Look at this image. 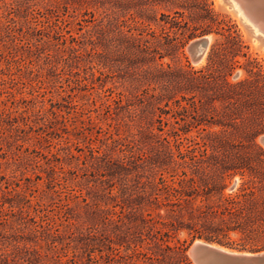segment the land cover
<instances>
[{
    "label": "rangeland",
    "instance_id": "374dc122",
    "mask_svg": "<svg viewBox=\"0 0 264 264\" xmlns=\"http://www.w3.org/2000/svg\"><path fill=\"white\" fill-rule=\"evenodd\" d=\"M235 1L0 0V264H196L186 230L156 231L172 162L212 172L190 160L205 148L264 177V78L249 72L264 74V33L243 12L264 22V0ZM175 10L180 28L162 30ZM141 15L155 36L138 34ZM221 31L242 41L247 56L225 71L252 82L248 95L210 104L211 90L160 78L206 68L211 47L229 45ZM203 36V55L191 51ZM249 178H226L224 194ZM230 236L226 248L264 249ZM184 240L186 259L171 258Z\"/></svg>",
    "mask_w": 264,
    "mask_h": 264
},
{
    "label": "trees",
    "instance_id": "16d2710c",
    "mask_svg": "<svg viewBox=\"0 0 264 264\" xmlns=\"http://www.w3.org/2000/svg\"><path fill=\"white\" fill-rule=\"evenodd\" d=\"M195 5H189L188 8H194ZM142 21H139L137 29L138 34L142 37L146 35L155 36L154 31H150L149 18L144 17ZM165 19L163 20L162 30L168 28H180L178 20L182 18L183 13L175 10L174 15L170 17V14H161ZM169 17V18H168ZM167 24V25H166ZM207 26H210L208 24ZM211 29H203L201 34L211 32ZM144 32L146 35H144ZM226 37L229 45L219 44L211 47L209 54V63L206 68L199 70H187L181 71L178 74H174V78H171V74L164 73V77L161 79H167L168 81L175 83L179 86V90H185L194 92L198 88L202 87L205 90H211V95L206 96L207 101L212 104L215 100H220L221 96L223 100L230 101L232 98H241L248 95V90L252 85V82L247 78L241 79L237 82H230L227 76L231 72L225 71L227 65H232L238 60V55L247 56L246 53L241 51L242 41L237 34L223 33ZM193 36V33L189 35ZM140 37H135L134 40ZM149 39H139L137 45H142L141 49H146ZM219 67V74L215 75L214 69ZM249 72L257 73V75L264 78V74L261 71H253L252 68ZM182 85V86H181ZM181 86V87H180ZM215 94V96H212ZM220 95V96H219ZM192 95V108L197 110L196 102ZM185 98L184 95H182ZM201 102V99L199 100ZM179 107L186 108L184 105L178 103ZM202 121H198L197 125H200ZM210 124L213 122L207 121ZM186 124H189L188 122ZM189 129H184L186 133ZM178 134V133H177ZM214 135H216L214 133ZM215 137V136H214ZM212 149L218 148V145L210 144ZM263 152V150L260 148ZM182 154V153H181ZM200 157L195 154L190 156L192 163L206 164L210 167L212 172H206L203 170L201 173L196 171L188 173L185 170L179 171L178 162H172L170 165L171 181L167 182L161 178V187L157 189L154 199L155 209H166V219L157 221L162 227L156 229L159 233H164L166 236L171 237V234L178 230H186L189 236V243L195 239H203L210 243H217L226 247H233V240H231V232H239L243 235V241L240 244V248L244 249H260L264 247V177L260 176L257 171H253L246 165V163H237L236 161L226 162L221 161L218 157L211 153L207 154L206 149L201 151ZM183 160L185 155H181ZM184 163V162H183ZM181 164V163H180ZM214 169V170H213ZM249 174V179L241 183L237 191L232 194L225 195L224 189L227 186L225 179L233 178L236 174H240L242 178ZM260 184V185H258ZM162 197V201L159 199ZM216 197L214 202H211V198ZM160 217L161 214L156 212ZM162 217V216H161ZM154 226V225H153ZM163 228V229H162ZM184 240L180 245L169 246L167 248L171 250L174 255L184 257L186 259L185 251L187 245Z\"/></svg>",
    "mask_w": 264,
    "mask_h": 264
},
{
    "label": "water",
    "instance_id": "95a60500",
    "mask_svg": "<svg viewBox=\"0 0 264 264\" xmlns=\"http://www.w3.org/2000/svg\"><path fill=\"white\" fill-rule=\"evenodd\" d=\"M208 45L209 40L203 36L198 38L196 42L190 44V49L195 52L206 48ZM262 141H264V136ZM196 240L189 247V254L196 264H264V249L259 251L238 250V253L226 252L212 246L206 240H203L204 242H197ZM220 246L225 247L223 245Z\"/></svg>",
    "mask_w": 264,
    "mask_h": 264
},
{
    "label": "bare ground",
    "instance_id": "6f19581e",
    "mask_svg": "<svg viewBox=\"0 0 264 264\" xmlns=\"http://www.w3.org/2000/svg\"><path fill=\"white\" fill-rule=\"evenodd\" d=\"M240 3H241V5H243V2H242V0H238ZM234 2H236L235 0H234ZM246 3V2H245ZM248 3V2H247ZM250 3H251V0H250ZM237 5H238V3H236ZM253 4H255V3H253ZM256 4H259V3H256ZM261 4V3H260ZM240 5V4H239ZM240 5V6H241ZM254 6V5H253ZM253 6H250V7H253ZM242 7V6H241ZM244 7V6H243ZM249 7V8H250ZM256 7V6H255ZM253 9V8H252ZM240 10V9H239ZM244 11V13L246 14L245 16H249V18L251 19V21H253L254 23H255V25L260 29L259 31H262L263 33H264V22L263 21H260V19L258 18L259 17V14L256 16V15H253V17L251 16V15H249L250 13H248L247 11L249 10H246V8L245 9H243ZM254 10V9H253ZM258 10V9H257ZM242 12V11H241ZM255 12V11H254ZM257 12V11H256ZM263 16V15H262ZM253 24V23H252ZM258 30V29H257ZM196 42V41H195ZM193 43H194V41H193ZM190 44H192V43H190ZM205 49V48H204ZM204 49H202V50H198V51H195V52H197V53H199V54H201V55H203V53H204ZM206 53V52H205ZM200 56V55H199ZM197 57V56H196ZM195 59H199V58H195ZM197 242H204L203 240H196ZM212 244V246H214V247H217V248H220V249H222V250H224V251H226V252H234V253H238L239 251H236V250H233V249H229V248H226V247H222V246H219V245H217V244H214V243H211ZM244 253V252H243Z\"/></svg>",
    "mask_w": 264,
    "mask_h": 264
}]
</instances>
